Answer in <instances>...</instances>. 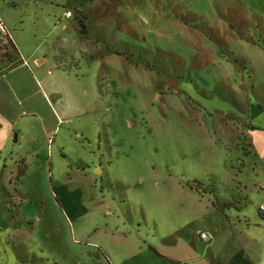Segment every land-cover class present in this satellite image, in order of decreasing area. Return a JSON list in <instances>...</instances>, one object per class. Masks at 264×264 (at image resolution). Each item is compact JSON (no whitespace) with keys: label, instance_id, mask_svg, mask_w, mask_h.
<instances>
[{"label":"rangeland","instance_id":"374dc122","mask_svg":"<svg viewBox=\"0 0 264 264\" xmlns=\"http://www.w3.org/2000/svg\"><path fill=\"white\" fill-rule=\"evenodd\" d=\"M74 1L0 0V15L10 37L21 38L23 52L39 47L36 57L58 58L60 67H49L46 74L60 68L75 82L94 117L92 126L82 123L93 137L101 134L105 176L95 169L101 159L93 148L98 136L92 146L87 136L75 144L67 140L61 152L60 138L69 130L73 136L71 124L83 132L80 122L58 124L50 109L67 107L66 101L57 103L49 93L48 102L35 97V114L29 108L21 114L35 119L41 144L1 156L8 166L19 154L27 161L0 166V264H166L164 247L180 236L191 241L199 222L182 227L208 202L199 203L190 185L198 182L209 187L205 191L227 195L243 157L244 146L236 138L244 124L259 125L252 116L264 104V0H172L194 13L180 19L183 32L168 18L170 29L157 36L140 29L139 43L119 37L117 11L129 14L128 0L121 8L117 0H77L92 19V40L81 38L74 19L66 21L67 30L60 24L54 28L53 18L63 7L76 16ZM158 1L137 9L151 30L171 10ZM104 2L102 16L108 22L101 17ZM127 43L136 48L137 70L105 53L128 51ZM70 56L77 67L69 66ZM14 57L0 38V75L14 66ZM42 126H49L48 137ZM217 136L222 143L216 144ZM234 142L237 146H231Z\"/></svg>","mask_w":264,"mask_h":264},{"label":"crops","instance_id":"0c3cea01","mask_svg":"<svg viewBox=\"0 0 264 264\" xmlns=\"http://www.w3.org/2000/svg\"><path fill=\"white\" fill-rule=\"evenodd\" d=\"M128 1L129 5L133 8L129 6L132 9L129 14L119 9L117 11L118 18L116 19L118 20V32L122 35L119 36L122 40L126 38L134 41L137 40L139 43L141 37H143L142 32L150 36H157L160 33H164L163 31L169 30L170 25H172L164 22L168 20V18H173V24L176 25L175 27H177V29H180L181 23L179 22L181 20L185 21L183 17L194 14L191 11H182L180 5L172 0H159L158 2L161 7L164 8L167 2V7L171 10H168L165 18L158 22L156 18H154L152 21L158 23L159 29L156 26L151 30L148 26H145L146 23H144V20L142 21L140 13H137V9L150 7V4L152 5L153 2H149L150 0ZM80 2L81 1L75 0V7L73 8V10L76 11V15H81L86 18L87 34L86 36L80 34V36L83 40H92L94 38H91L89 35V27L92 19L84 9V5ZM117 4V7H123L122 0H117ZM105 8L106 2H104V6L101 4L100 11L102 13L101 17L104 18L103 21L106 20V22H108L109 20L105 19V16H102L105 15ZM69 12L72 13L71 10H66V8L63 7V12H61L59 16L53 18L55 21L53 27L56 28L60 24L64 25V30H67L69 27L66 21L71 19L75 20L74 14H72L71 17H67V13ZM184 13L187 14L185 15ZM126 15L130 18L137 19L130 21L125 18ZM0 21L4 29L9 25L1 15ZM75 23L78 25L76 20ZM135 23H139V25L135 26ZM205 23L208 24L209 22L205 20ZM227 25L229 29L231 26L229 23ZM12 28L15 30L16 26L13 25ZM191 28L199 31L202 29L196 26ZM78 30L80 33L79 25ZM203 31L204 30H201V33L205 34ZM178 32H183V30L181 31L180 29ZM6 34L19 53V61L14 68L8 69L0 75L1 168L7 169L13 165L16 167L19 162L27 161L24 155L19 154L15 159V163L8 166L7 163L9 160L1 157L3 152L41 144L42 138H39L38 135L34 133L36 129L35 119L32 116L31 118L25 119L21 114V110L23 108H29L35 114L37 108L34 103L35 97L37 98L39 95L43 100L48 102L49 98L47 93H49V95L57 97V103H62V101L65 100L67 104V107L64 106V108H62L61 105L58 106L57 109L60 110L61 108V111L57 110L56 106L50 109L52 110L53 116L58 121V124L61 122L71 124L70 122L75 123V121L79 120V125L83 130V132H78L77 127L71 124L74 127L73 131L78 134L74 132L72 136L69 130L66 136L63 135L66 138L63 136L60 138L58 144L60 151L64 152L66 150L64 147L66 146L67 140L75 144L78 143L79 139L87 136V138L85 137V141H87L89 146H92L93 141L91 139L98 136L97 144L93 148L97 153L101 154V159L99 158V166L95 169L97 174L105 176V169L102 165L105 164L107 159L104 149L102 148L101 134L94 135L93 137V134H90L91 131L87 132L86 126L82 123L88 120L87 123L90 127V125L92 126V123H94V117L91 113H88L87 107L82 103L77 92L74 90L75 82L70 81L69 78L64 76L60 68L57 69V74L45 73V69L47 70L49 67H60L57 57L51 58L47 54L36 57V51H38L39 47L35 48L31 53L26 54V52H23L24 50H21L23 47V42H20L21 38H12L7 32ZM207 37L210 39L211 35L209 34ZM170 38L172 37H168V39ZM212 41L214 40H209V42ZM98 44L99 40H96L95 45L97 46ZM128 45V51H125V49L117 51L111 48L105 53L111 55L112 58H117L119 63L125 64L124 66L135 67L137 70L138 64H136L133 59L136 48L130 43ZM156 48L158 50H163L158 46ZM167 49L168 51L179 52L171 47ZM85 55L88 57L87 53H85ZM130 57L132 58L130 59ZM89 58L94 61L98 67L104 66L103 60H97V58L92 55H90ZM69 66L77 67V63L73 56H70ZM250 66L252 67V62H250ZM166 91H168V89H166ZM255 113L256 116L253 115L252 119L255 117V119L257 118L256 120H260L259 125L257 126V124L255 125V123L252 122L244 124L246 129L241 131L236 138V141L240 140L244 146L242 149L243 157L237 160V172H235V179L230 182L232 185H230L231 189L228 190L227 195L222 196L218 192H215V196H213L198 192L194 188H189L193 194L199 196V199H201L199 203L203 205L204 198L208 199V202L205 203L204 207L199 209L200 211H198L195 219H191V222L182 227V229H185L194 222H199L200 226L194 235H192L191 241L188 242L180 236L179 239L175 238L164 247L166 253H168L165 255L166 260H164L166 264H264V209L261 210V207H264V104L258 106ZM48 128L49 126L47 128L42 126L40 129L44 137H48ZM53 133H57L56 128L53 130ZM217 143H222V139L218 136L216 139V144ZM231 146H237V144L234 142ZM94 153L93 151L90 154L93 155ZM10 155L12 156V154ZM11 161H14V159L11 158ZM231 169L235 170V167ZM2 177H4V173L2 174V171H0V178ZM215 200L221 205H228L223 209V212L215 207ZM198 232L206 234L207 239H201L197 234Z\"/></svg>","mask_w":264,"mask_h":264},{"label":"trees","instance_id":"16d2710c","mask_svg":"<svg viewBox=\"0 0 264 264\" xmlns=\"http://www.w3.org/2000/svg\"><path fill=\"white\" fill-rule=\"evenodd\" d=\"M75 20L77 21V23H78V25L80 27V34L83 35V36H86V34H87L86 22H85L86 18L82 17L81 15H76L75 16ZM262 35H263L262 31L259 30V32L257 34V37L261 39ZM0 38L2 40L6 41L7 44L9 45L11 51L14 52L15 57L13 58V62L15 63L14 64V66H15L17 64V62L19 61V53H18L15 45L12 43V41L10 40L8 35L6 33L2 32V31H0ZM14 66H12V68H14ZM204 187H205V189H209V187L201 185V184H199L197 182H194L193 185H190V188H194L198 192H202V193H205V194H210V195L215 196V191L214 190L210 189V191H205L204 189H202ZM214 205L221 212H223V209L228 206V205H221L216 200L214 201Z\"/></svg>","mask_w":264,"mask_h":264},{"label":"built area","instance_id":"2783aa9c","mask_svg":"<svg viewBox=\"0 0 264 264\" xmlns=\"http://www.w3.org/2000/svg\"><path fill=\"white\" fill-rule=\"evenodd\" d=\"M71 16H72V13L71 12L67 13V17H71ZM0 31L6 33L5 32V29H4V26L1 23V21H0ZM263 209H264V207H261V210H263ZM197 234L200 236L201 239H203V240L207 239V235L206 234L201 233V232H198Z\"/></svg>","mask_w":264,"mask_h":264},{"label":"water","instance_id":"95a60500","mask_svg":"<svg viewBox=\"0 0 264 264\" xmlns=\"http://www.w3.org/2000/svg\"><path fill=\"white\" fill-rule=\"evenodd\" d=\"M170 83H171V87H172L173 89H175V88H176V83H174L173 81H170ZM15 140H16V137H15Z\"/></svg>","mask_w":264,"mask_h":264}]
</instances>
